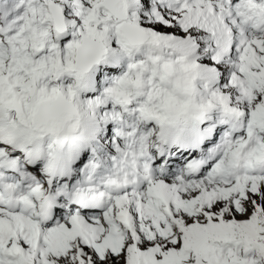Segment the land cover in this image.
I'll return each mask as SVG.
<instances>
[{"label":"snow or ice","instance_id":"6c2138e0","mask_svg":"<svg viewBox=\"0 0 264 264\" xmlns=\"http://www.w3.org/2000/svg\"><path fill=\"white\" fill-rule=\"evenodd\" d=\"M0 264H264V0H0Z\"/></svg>","mask_w":264,"mask_h":264}]
</instances>
